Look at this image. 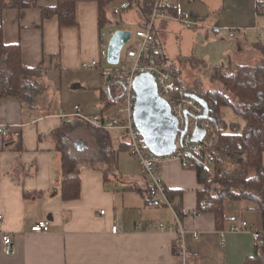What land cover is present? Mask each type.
Returning <instances> with one entry per match:
<instances>
[{
	"label": "crops",
	"instance_id": "crops-1",
	"mask_svg": "<svg viewBox=\"0 0 264 264\" xmlns=\"http://www.w3.org/2000/svg\"><path fill=\"white\" fill-rule=\"evenodd\" d=\"M36 2L37 8L0 10L4 42L20 45L22 64L31 68L42 66L55 89L71 74H98L96 70L80 68L82 63L99 57L96 4L78 3L77 27L60 31L56 17L43 20L40 13L41 7H54L56 0ZM257 2L264 0H171L177 8L176 15L170 13L168 19L158 22L172 21L182 26L184 22L194 23L190 27L194 49L179 53L176 61L192 55L213 66L229 62L249 64L259 57L255 47L264 49V16L257 14ZM157 28L156 25V32ZM57 56L55 66L52 57ZM81 85L83 82L73 89L85 91ZM103 88V84L97 88L96 100L100 102ZM75 107L78 106L69 114L62 110L65 113L38 118L24 114L15 98L0 100V127L9 134L7 139L0 135V264H180L174 255L176 234L152 228L156 224L177 223L185 230L187 264H245L255 247L250 232L233 234L227 230L231 223L245 221L255 232H261L256 206L245 201L225 202L227 224L221 244L213 215H193L196 193L201 188L195 172L171 160L160 169L166 189L183 192L182 207L188 215L182 220L177 217V221L173 209L149 200L137 160L121 148L126 140L118 129L108 131L118 153L114 173L104 181L102 172L81 166L79 199L63 201L55 188V180L60 176L59 155L50 134L61 125L62 115L72 118ZM114 108L106 113L112 115ZM87 112L97 115L91 110ZM222 112L226 122L244 125L231 109L223 108ZM18 137L23 147L20 152L10 144ZM262 161L264 164V153ZM24 191L39 192L41 196L24 199ZM40 220L48 222L49 231L31 233L30 227ZM116 221L120 231L112 234L110 229ZM194 233L198 235L197 241L192 239ZM2 235L10 237V246L2 244Z\"/></svg>",
	"mask_w": 264,
	"mask_h": 264
},
{
	"label": "trees",
	"instance_id": "trees-1",
	"mask_svg": "<svg viewBox=\"0 0 264 264\" xmlns=\"http://www.w3.org/2000/svg\"><path fill=\"white\" fill-rule=\"evenodd\" d=\"M118 0H56L54 7H41L43 20L56 17L59 30L77 27L76 6L80 2H93L97 8L99 33L109 24V10ZM129 10L138 8L144 22L149 18L153 0H128ZM171 2V1H170ZM36 0H0V10H24L37 8ZM107 8V10H106ZM257 14L264 16V3L257 2ZM176 15L177 8L170 3L165 9ZM107 11V12H106ZM163 22L165 20H162ZM143 22V23H144ZM259 57L249 64L213 66L194 56L179 57V69L173 64L166 65L161 44L154 34L152 50L166 71H171L177 84L187 94L201 98L208 110V119L213 122L218 133V144L207 155L203 153L186 155L188 168L195 172L197 184L201 187L196 193V208L193 215L212 214L217 231L222 232L227 224L225 202L245 201L253 203L260 212L264 232V49L255 47ZM57 66L59 57H52ZM43 67H26L21 60L19 44H6L0 27V100L12 97L18 100L24 114L46 117L56 113L53 87ZM188 68L194 78L201 76L213 87L202 89L200 79L186 77L184 82L181 69ZM119 83L114 80L101 91V113L109 112L118 104ZM229 108L244 125L226 122L222 112ZM33 119V118H32ZM84 127V128H81ZM83 130L89 139L90 148L85 153H77L76 139L71 140L76 130ZM81 130V131H82ZM50 138L59 155V174L55 188L65 202L79 199L81 182L79 171L87 166L103 173L107 181L116 170L117 151L112 147L108 131L96 128L77 117H66L61 125L53 130ZM13 141V140H11ZM10 141V142H11ZM14 151H22V141L18 137L10 143ZM6 142L3 149H8ZM121 148L128 151L123 143ZM11 149V148H10ZM74 153L76 155H74ZM212 156V163L206 162ZM148 194V189H147ZM39 192H23L24 199H38ZM182 190L166 189V197L177 217L182 220L188 214L182 207ZM245 264H264V247L255 245L254 252L247 257Z\"/></svg>",
	"mask_w": 264,
	"mask_h": 264
},
{
	"label": "built area",
	"instance_id": "built-area-1",
	"mask_svg": "<svg viewBox=\"0 0 264 264\" xmlns=\"http://www.w3.org/2000/svg\"><path fill=\"white\" fill-rule=\"evenodd\" d=\"M171 0H153L152 11L146 22L140 23L139 29L121 50L119 61L116 65L107 63V45L113 32L116 30H126L122 15L129 10L130 2L128 0H118L110 6V21L99 33V57L97 60L84 62L80 65L83 70H97L100 74L104 87L114 80L119 83L118 104L111 113H99V115L88 116L82 113L79 107H75V113L72 117L80 118L92 126L110 131L118 129L126 138L128 153L132 155L140 167L141 176L145 179L148 187V198L150 201H158L169 206L166 197V187L161 175V167L171 160H177L182 168H188L189 162L186 155L203 153L207 155L218 144L217 130L209 119H203L204 108L194 99L188 97L175 81L172 72L164 70L163 64L157 60L152 50L154 44V34L156 32L157 22L168 19L169 13L165 10L170 5ZM185 26L190 28L193 24L184 22ZM232 35V34H231ZM125 49L124 57H121ZM103 62H106L105 66ZM149 75L153 78L157 94L169 107L170 115L176 120L175 150L170 155L153 154L145 144L139 130L134 123V110L136 96L133 89L134 79L140 75ZM67 116L62 115V118ZM195 131L202 133L200 140H194ZM0 135L7 139L9 134L0 127ZM212 156H207L206 162L212 163ZM104 211H100L103 214ZM177 218V215L175 214ZM2 216L0 215V222ZM176 225L156 224L152 228L154 231H167L175 233L177 236L174 246V255L180 264H187V249L185 242V230ZM49 231L47 221H36L31 227L30 232L39 234ZM120 231V225L116 221L110 229L112 234ZM229 233L240 234L250 232L255 245L264 247V232H255L247 222L240 221L231 223L227 230ZM224 231L221 234V244H223ZM2 244L5 247L11 245V239L8 235H2ZM194 241L198 240L196 233L192 234Z\"/></svg>",
	"mask_w": 264,
	"mask_h": 264
},
{
	"label": "rangeland",
	"instance_id": "rangeland-1",
	"mask_svg": "<svg viewBox=\"0 0 264 264\" xmlns=\"http://www.w3.org/2000/svg\"><path fill=\"white\" fill-rule=\"evenodd\" d=\"M122 21L124 22V27L126 30L134 35L139 29L140 23L144 22V18L141 16L138 8L135 7L123 13ZM176 24L177 23L172 21L166 24L163 22H157V38L161 44L163 53L166 55V57H168V62L166 65L173 64L175 68L179 69L180 65L175 58L179 55V53L184 54L192 51L194 49L195 39L191 34L192 31H190V28L186 27L185 24H183V26L181 24ZM124 54L125 49L122 51L121 57H124ZM103 64L105 66L107 65L106 62H103ZM181 71V77L184 82L186 81L187 76H189L191 79L194 78L192 72H190L188 68H182ZM194 79H200L202 89H208L210 86L213 87V85L210 84L207 79L201 76H198V78ZM72 80L78 81L72 83ZM80 82H83V85L81 86L86 88L85 91H76L73 89L75 84H80ZM100 85H102V80L99 73L91 76L87 72L82 71L81 74H71L69 78H64V82L59 84V88H53L51 91L56 101V112H61L64 110L66 113L62 111L63 113L69 114L74 106H78L82 110V113L84 110V115H88L87 111L89 110L99 115L101 102L98 100V98L96 100V95L99 94V90L97 88H99ZM81 130L77 129L74 132L75 135H73L74 137L71 140L75 139L76 137L81 138L83 140L81 142L85 146V150L79 153L86 154V150L89 149V146L91 145L89 139L87 140L86 133H82L84 129L82 131ZM79 131H81V133H79ZM76 152L78 153V151ZM74 155L76 154L74 153Z\"/></svg>",
	"mask_w": 264,
	"mask_h": 264
},
{
	"label": "water",
	"instance_id": "water-1",
	"mask_svg": "<svg viewBox=\"0 0 264 264\" xmlns=\"http://www.w3.org/2000/svg\"><path fill=\"white\" fill-rule=\"evenodd\" d=\"M131 37L127 30H116L107 45V63L116 65L124 45ZM133 89L136 96L134 123L139 130L143 143L153 154L170 155L175 150L176 120L170 115L169 107L157 94L154 80L149 75H140L134 79ZM188 97L204 108L203 119H208V110L204 101L196 95ZM202 133L195 131L194 140H200ZM76 151L82 152L85 146L81 140L75 141ZM10 250V249H9ZM8 250V253L10 251Z\"/></svg>",
	"mask_w": 264,
	"mask_h": 264
}]
</instances>
